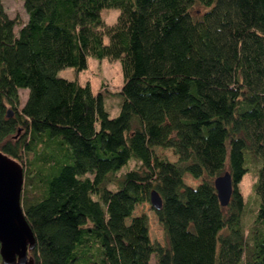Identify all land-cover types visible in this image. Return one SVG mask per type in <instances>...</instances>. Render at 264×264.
I'll use <instances>...</instances> for the list:
<instances>
[{
  "label": "trees",
  "instance_id": "16d2710c",
  "mask_svg": "<svg viewBox=\"0 0 264 264\" xmlns=\"http://www.w3.org/2000/svg\"><path fill=\"white\" fill-rule=\"evenodd\" d=\"M20 1L15 32L0 0V151L26 166L34 264H264V0ZM103 9L119 11L111 26ZM88 57L119 62L114 118L100 93L57 75ZM247 154L260 165L244 230ZM130 160L138 168L114 183ZM224 172L232 191L220 207L212 182ZM151 191L165 247L149 242L144 215L131 218Z\"/></svg>",
  "mask_w": 264,
  "mask_h": 264
},
{
  "label": "rangeland",
  "instance_id": "374dc122",
  "mask_svg": "<svg viewBox=\"0 0 264 264\" xmlns=\"http://www.w3.org/2000/svg\"><path fill=\"white\" fill-rule=\"evenodd\" d=\"M2 5L8 17L10 19H15L18 22L15 27V32H17L19 26L27 20V15L24 11L22 2L20 0H2ZM118 13L119 11L117 9H103L100 11V18L106 26H111L115 22ZM57 75L58 77L69 81H77L81 86L87 84L92 94L100 93L102 97L103 109L107 113L108 117L114 118L117 116L121 103L118 92L122 84V75L119 62L117 60H97L95 58L88 57L86 59L84 69L78 71L74 68H65L59 71ZM27 93V90L19 91L20 106H22L26 101ZM151 151L157 159L164 162L174 163L177 159L170 149L154 147ZM31 157L32 156H29V158ZM245 159L247 171L236 185L237 191L239 192L243 203L240 224L244 230L250 227L258 205V199L254 193L253 184L255 181V172L260 165V160L254 155L247 154ZM21 166L24 171L26 166L23 164ZM138 166L139 164L137 162L130 160L111 178L115 183L126 172L135 170ZM114 183L108 185L107 189L115 190L116 188ZM182 183L190 188H195L201 183V179H193L189 175H184L182 177ZM140 215H144L147 219V237L149 242L165 247L166 243L162 230L157 223L154 211L148 203L144 202L134 206L131 218L138 217ZM125 223L128 224L129 220H126ZM148 264H155L153 256L149 257Z\"/></svg>",
  "mask_w": 264,
  "mask_h": 264
},
{
  "label": "water",
  "instance_id": "95a60500",
  "mask_svg": "<svg viewBox=\"0 0 264 264\" xmlns=\"http://www.w3.org/2000/svg\"><path fill=\"white\" fill-rule=\"evenodd\" d=\"M12 113L8 110L7 117ZM213 189L220 207L230 199L232 186L227 172L213 179ZM24 184L22 166L0 151V259L2 264H34L30 253L36 246L34 234L22 208L21 193ZM153 211L161 208V199L155 191L148 195Z\"/></svg>",
  "mask_w": 264,
  "mask_h": 264
}]
</instances>
